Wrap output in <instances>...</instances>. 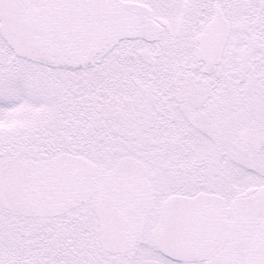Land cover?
<instances>
[{
	"label": "snow or ice",
	"instance_id": "1",
	"mask_svg": "<svg viewBox=\"0 0 264 264\" xmlns=\"http://www.w3.org/2000/svg\"><path fill=\"white\" fill-rule=\"evenodd\" d=\"M0 264H264V0H0Z\"/></svg>",
	"mask_w": 264,
	"mask_h": 264
}]
</instances>
